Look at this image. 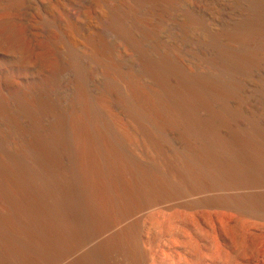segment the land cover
<instances>
[{
  "label": "bare ground",
  "instance_id": "obj_1",
  "mask_svg": "<svg viewBox=\"0 0 264 264\" xmlns=\"http://www.w3.org/2000/svg\"><path fill=\"white\" fill-rule=\"evenodd\" d=\"M0 264H264V0H0Z\"/></svg>",
  "mask_w": 264,
  "mask_h": 264
},
{
  "label": "rangeland",
  "instance_id": "obj_2",
  "mask_svg": "<svg viewBox=\"0 0 264 264\" xmlns=\"http://www.w3.org/2000/svg\"><path fill=\"white\" fill-rule=\"evenodd\" d=\"M212 8H214V9L217 8V4H214ZM213 29H216V27L213 26ZM96 82H97L98 85H99V84H102V83H103V79H102V77H97ZM91 89H92V91H93L92 86H91Z\"/></svg>",
  "mask_w": 264,
  "mask_h": 264
}]
</instances>
